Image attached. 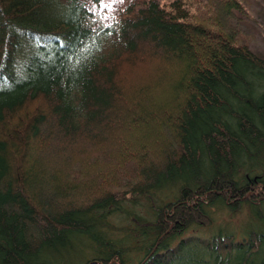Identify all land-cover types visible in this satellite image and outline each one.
Here are the masks:
<instances>
[{"label": "trees", "instance_id": "1", "mask_svg": "<svg viewBox=\"0 0 264 264\" xmlns=\"http://www.w3.org/2000/svg\"><path fill=\"white\" fill-rule=\"evenodd\" d=\"M189 6L105 23L83 0H0V264H127L114 214L140 228L136 264H252L254 232L242 252L221 224L183 235L263 213L264 57L239 0Z\"/></svg>", "mask_w": 264, "mask_h": 264}, {"label": "rangeland", "instance_id": "2", "mask_svg": "<svg viewBox=\"0 0 264 264\" xmlns=\"http://www.w3.org/2000/svg\"><path fill=\"white\" fill-rule=\"evenodd\" d=\"M85 6L89 11L94 13L99 12L103 15L102 19L104 22H110L114 19L117 13L124 9L128 3L132 0H83ZM137 4L142 3L146 0H133ZM161 7H166L173 0H155ZM208 0H190V11L192 14L197 16H202L203 13H209L208 8L206 7ZM240 4L244 6L246 14H244L242 18L243 28L241 37L245 44H247L251 51L258 56L264 57V0H239ZM133 176L132 174L126 175L123 179L130 178ZM116 181L118 179L115 178ZM118 184V183H117ZM120 186H122L123 181L120 182ZM115 185L114 187H116ZM111 189H114L111 187ZM124 191V190H122ZM153 198V197H152ZM140 200L137 202V209H141L140 214H144L145 210L150 205V201L143 197L139 198ZM131 204H126V206ZM127 206V207H128ZM144 212V213H143ZM211 214V217L214 219V225L192 228L188 230L183 237H201V238H209L212 234H214L213 230H217L218 225L222 227L226 226V231L228 234L234 237L235 243H240V248L242 251H246L248 246V239L245 237L250 232H254L259 236L258 245V254L251 258L252 264H264V206L261 208L262 214H258L257 211L248 208L245 205H237L233 211H229V209H214ZM114 217V218H113ZM116 223H113L115 226H127L128 230H118L115 231L114 237L116 238H124V241H130L135 246L133 250L128 252V263L136 264L140 256H135V252H138V246L142 243V235L140 236L138 232H140V228L137 224L121 220V216L114 214L111 216V219ZM111 219H106V221H110ZM118 223V222H121ZM114 228V227H113ZM112 228V229H113ZM111 229V230H112ZM245 235V236H244ZM129 238V239H128ZM129 248V247H128ZM235 249V248H234ZM138 255V254H137ZM242 255V253H239ZM127 263V264H128Z\"/></svg>", "mask_w": 264, "mask_h": 264}]
</instances>
